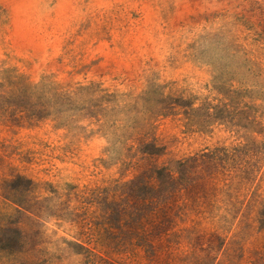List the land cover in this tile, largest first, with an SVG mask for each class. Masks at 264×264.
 Wrapping results in <instances>:
<instances>
[{
    "label": "rangeland",
    "instance_id": "1",
    "mask_svg": "<svg viewBox=\"0 0 264 264\" xmlns=\"http://www.w3.org/2000/svg\"><path fill=\"white\" fill-rule=\"evenodd\" d=\"M0 264H264V0H0Z\"/></svg>",
    "mask_w": 264,
    "mask_h": 264
},
{
    "label": "trees",
    "instance_id": "2",
    "mask_svg": "<svg viewBox=\"0 0 264 264\" xmlns=\"http://www.w3.org/2000/svg\"><path fill=\"white\" fill-rule=\"evenodd\" d=\"M163 169H159L158 171H157V173H160V171H162ZM145 252L147 253V254H149V255H154V249L153 248H151V247H145Z\"/></svg>",
    "mask_w": 264,
    "mask_h": 264
}]
</instances>
